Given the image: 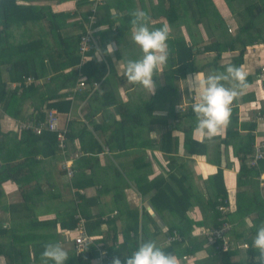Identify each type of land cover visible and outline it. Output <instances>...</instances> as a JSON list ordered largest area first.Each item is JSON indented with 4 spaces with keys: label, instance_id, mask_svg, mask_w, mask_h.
Instances as JSON below:
<instances>
[{
    "label": "crops",
    "instance_id": "0c3cea01",
    "mask_svg": "<svg viewBox=\"0 0 264 264\" xmlns=\"http://www.w3.org/2000/svg\"><path fill=\"white\" fill-rule=\"evenodd\" d=\"M16 4L35 11L23 13L25 23L12 15L4 30L0 26V50L7 53L0 56L4 61L0 73L8 92L15 90L17 82L11 81L7 63L20 57L31 63L32 56L42 55V50L36 54V50L22 52L23 48H19L43 41L44 60L48 57L49 61L50 55L51 59L33 84L41 86L48 77L57 75L53 66L60 70L73 59L64 47L68 45L77 53L80 22L89 11V0H16ZM99 7L103 22L94 31V53L96 57L97 52L101 53L97 59L105 63L106 74L94 81L98 86L93 88L87 83L85 88L77 89V82L72 88L60 90L62 79L58 76L49 89L46 86L45 98L64 96L71 101L69 112L47 109L53 101L44 102L36 93L27 92L13 103V116L3 114L0 119V133L5 134L0 161L14 165L13 176L24 179L23 185H2L4 208L0 207V223L18 226L15 236L26 239L21 249L28 254L24 258L29 264H41L45 245L56 242L68 253V262L75 255L73 238L80 231L107 252L105 264H113L114 258L126 264L125 256L148 241L162 250L172 247L170 254L177 257V264H222L213 262L216 252L203 229L229 223L227 241L235 250L230 264H255L254 257L259 253L255 250L258 254L250 255L242 245L246 243L253 249L257 228L264 223V163L258 177L242 176L240 185L238 175L242 168L258 167L248 165L247 160L257 142L264 139V0H104ZM137 10L147 15L151 29H169V58L154 74V95L140 85L130 84L124 75L127 61L143 55L132 39V13ZM48 12L61 14L59 19L53 18L54 25L60 28L59 36L52 33ZM109 38L114 45L112 55L100 48ZM180 42L194 52L193 65L180 73L183 75L177 71L180 64L176 45ZM229 65L245 67L249 87L234 101L222 135L211 141L194 136V101L186 89H180L181 80L197 71H223ZM70 70L69 67L58 74ZM30 85L17 91V97L21 98L23 89ZM37 109L45 114L54 111L59 125L70 123L74 127L66 147L68 155L78 154L71 178L63 169L65 157L60 150L44 157L48 148L39 135L17 130L16 124L34 118ZM218 173L226 194L225 204L217 205L225 211L216 208L217 213L212 204L220 190V183L215 182ZM183 188L191 194V207L186 213L190 223L185 221L184 234L180 224L177 230L182 210L177 204L171 207V200ZM36 189L40 190L38 194L33 193ZM165 191L172 192L169 202L155 198L158 194L164 196ZM26 193L31 199L24 202L22 196ZM17 206L21 211H16ZM76 217L80 225L73 230L63 228L60 221L56 225L40 223L36 228L33 223ZM17 247L11 248L12 257L5 256L9 248L1 254L0 264H16Z\"/></svg>",
    "mask_w": 264,
    "mask_h": 264
},
{
    "label": "trees",
    "instance_id": "16d2710c",
    "mask_svg": "<svg viewBox=\"0 0 264 264\" xmlns=\"http://www.w3.org/2000/svg\"><path fill=\"white\" fill-rule=\"evenodd\" d=\"M104 6V5H103ZM37 11H40V9L38 10V8H36ZM101 8L99 7L97 10V23L94 26V31L96 29H98L101 25H102V18L100 17V13L99 10ZM28 11H32L34 12L35 9L33 7H23V6H18L16 4V0H0V26L5 27V22L8 21L10 19V17L12 15H14L16 17L17 20H19L20 22L25 23V18H23V13L24 12H28ZM39 15V13H38ZM42 17L39 16L36 20H40V18ZM59 17H61L60 15H51L48 12V21L51 23H53L54 19H59ZM85 18V17H84ZM3 30H0V35L3 33ZM60 28L56 27L53 23V29H52V33H55V36H59L58 32H59ZM83 30V28H82ZM80 38V36H79ZM110 38L104 40L101 44H100V48L101 51L105 53V48L107 46V44L109 43ZM79 43V41H78ZM31 46H24V47H20L19 51L22 52H30L31 50H36V54H39V52L42 50V55L41 57L39 56H35L36 58H34L33 56L32 58V62L29 63L27 58H18V60L16 61H10L7 63V65L9 66V73H10V77H11V81L13 82H17V84L19 85H23L25 83V81H28V79L30 80V83L32 85H30L29 87L23 89V92L20 94V96H22L21 98H18V90L15 89L14 91H9L6 87V84L2 81L1 79V73H0V111H2V113H0V119L2 118L3 114H6L8 116H13V113L11 111L12 105L15 101H20V99H22L24 97V95L28 92H33L36 93L38 96L39 100H44V102L47 101H53V103L47 104V109L50 108H56L58 113H67L70 110L71 107V101L68 99H65L64 96L61 95H56L54 96H48V98H45V88L48 85V89L51 87L52 83L54 81H57V79H62V86L60 88V90H64V89H69L72 88L74 86H76V83L78 82V80L80 79V77H82V75H84L86 77V82L88 84H92L94 81H97L101 78H103L106 74V66L105 63L98 61L96 55H95V50L93 49L91 50L87 55L86 58L88 59L86 61V63L82 64V59L81 56L78 53V45H77V53L74 52V50L72 49V47H69L68 45L65 48V50H69V53H67L68 56H73V59L64 64L62 66V68H60V70L57 67H54L53 64V72L57 75L48 77V82L42 84L41 86H33L34 82H36L40 76L43 75V70L46 67V62L48 61V57L47 60L45 61V53L43 52L44 50V45H43V41H36V42H32L30 44ZM36 47V48H35ZM177 50H176V54H177V58L179 59L178 62L180 64L179 69L177 70L178 73H186L187 69H190V67L193 65V57H194V52L192 50L191 47L187 46L186 44H184V42H180L177 43L176 45ZM219 51V50H218ZM66 53V52H65ZM6 52L4 50H0V56L1 57H5L6 56ZM48 56V53H47ZM51 56V55H50ZM50 56H49V61H50ZM85 58V59H86ZM48 61V62H49ZM49 64V63H48ZM4 65V61L2 62L0 60V67ZM71 68V70L67 73V74H58L59 72H62L64 69L66 68ZM176 71V72H177ZM50 72V71H49ZM183 75V74H180ZM59 76V77H58ZM25 85H23L24 87ZM42 90V91H41ZM56 100V101H55ZM40 109V108H39ZM37 109L36 114L34 116V118H32L36 123H40L42 121H45L47 114L43 113L41 110ZM49 112V111H48ZM67 126V127H66ZM70 128V130H69ZM65 130L64 136H65V148L67 147V143H69V141L72 140V133L74 131V127L72 125H70V123L66 124V125H59V132H62ZM71 132V133H70ZM5 134H1L0 133V146L2 140H4ZM58 136L59 133L58 132H52V131H43L38 138L41 139V141L46 145V147L48 148V151L46 150L45 156L44 157H50V156H54L56 155L57 151L60 150L58 147ZM168 137H170L169 139H171V134L168 135ZM61 152V151H60ZM249 153V152H247ZM66 157L69 156L67 153V148H66ZM6 160H2L0 161V207H2V201H3V191H2V185L6 182H13L16 184H20L23 185V178H19V177H14L13 176V168L15 167L14 165H12L11 163H5ZM248 162V160H247ZM36 163H41V161H36ZM264 163L263 161H258V167L256 168H251V169H247L245 166V168H242V174L240 172V174L238 175V184L242 183L241 182V177H246L247 178H254V177H258L260 175V172L262 171V167L261 165ZM248 164V163H247ZM249 165V164H248ZM222 175L220 173H218V175L215 177V182H219L220 183V190L217 192L216 195V199L212 204V208L216 210L217 205H223L224 203V197L226 194V191L224 189L221 181H222ZM239 184V185H240ZM166 185V184H165ZM169 188V187H168ZM40 190L36 189L34 190L33 193H39ZM167 198L163 195H156L155 198H165L166 201H170L168 199V195L170 194L172 196V192L169 191H165ZM29 193V192H28ZM24 194L22 196V200L25 202L27 199L30 200L31 199V195L30 194ZM32 193V192H31ZM164 193V192H162ZM190 192L186 189L183 188L182 189V193L179 196H174V199L171 200V202L174 203V205L172 204V208L175 207V204H177V207L180 208L182 211L180 213V221L177 225V230H179V224L182 230V234H184V231L182 228H185L184 223H186L188 221L187 217H186V213L189 210V208L191 207V197H190ZM222 196V197H221ZM220 199V203L218 202V200ZM160 200V199H158ZM217 201V202H216ZM216 202V203H215ZM23 205V204H22ZM262 208V204L260 205ZM4 208V207H2ZM17 208V212L21 211L19 206L16 207ZM262 213L261 214V219L264 218V210L262 208ZM217 212V210H216ZM218 213V212H217ZM79 217V216H78ZM76 217V219L74 220H70V218H65V219H55L52 221H35L33 222L35 225V228L40 226V223L42 224H46V222H48V224L53 225L57 222L60 221V224L63 228H66L68 230L70 229H76L77 225H80V219ZM186 221V222H185ZM190 223V221H188ZM187 222V223H188ZM221 227L217 224V226L215 228H211V230L207 229L204 230L203 229V235L206 237V239H208V241H210L212 243V247L214 249V251L216 252L215 257H212L214 260L213 262H221L222 264H230V258L235 254V250L231 249V246L229 244V248L227 251H223L222 250V241L220 240H212L210 238V236L208 235V233H210L212 230L214 229H220ZM173 228H171L172 230ZM18 226L16 225H4L3 223H0V255H4V252H7V249L9 248V252L5 255L7 256H11L12 257V253H11V248L13 246H18L17 250H19L18 252H16V255L19 256V261L16 264H29L28 260H25V256L28 257V254H24L21 247L23 246L24 242L26 239L20 238L18 236H15L16 233L18 232ZM16 231V233H15ZM227 235L228 233H225V238L227 240ZM34 240H40L35 238ZM203 240V239H201ZM199 240L198 243H202V241ZM201 241V242H200ZM73 244H74V238H73ZM246 243H243V245ZM4 245V246H3ZM38 245V244H37ZM242 245L243 248H245ZM247 245L248 252L250 255H257L258 253L255 251V249H251V247ZM249 247V248H248ZM6 250H5V249ZM231 249V250H230ZM172 250V247L166 248L163 251L166 254H170ZM101 251H105L104 249H101L100 247L98 248V245L96 243L91 242L90 244H88L85 249L81 252H77L75 244H74V252L75 255H73V257L66 262V264H90L93 263L94 261H97V258L99 256V253ZM13 252V251H12ZM107 254V252H106ZM107 256H109L107 254ZM252 257V256H251ZM216 258H218V260H216ZM105 264V262H104Z\"/></svg>",
    "mask_w": 264,
    "mask_h": 264
},
{
    "label": "clouds",
    "instance_id": "9594fccd",
    "mask_svg": "<svg viewBox=\"0 0 264 264\" xmlns=\"http://www.w3.org/2000/svg\"><path fill=\"white\" fill-rule=\"evenodd\" d=\"M132 16V39L143 55L138 60L127 61L124 75L130 84L140 85L154 95V74L167 64L169 58V29L167 26L151 29L149 18L142 11L137 10ZM113 51L114 45L109 43L106 54L112 55ZM97 53V57L101 58V53ZM247 76L243 65H229L223 71L212 74L197 71L181 80L180 89H186L194 101L191 105L197 120L193 129L194 136L211 141L222 135L232 115L234 101L249 87ZM252 247L259 253L254 257L255 264H264V223L258 226ZM40 259L41 264H66L69 256L61 244L56 242L45 245ZM125 261L126 264H177V257L166 254L155 242L148 241L131 255H126ZM113 264H121V260L114 258Z\"/></svg>",
    "mask_w": 264,
    "mask_h": 264
},
{
    "label": "built area",
    "instance_id": "2783aa9c",
    "mask_svg": "<svg viewBox=\"0 0 264 264\" xmlns=\"http://www.w3.org/2000/svg\"><path fill=\"white\" fill-rule=\"evenodd\" d=\"M104 0H89V11L88 14L85 16L84 19H81V25H82V32L80 34L79 43H78V53L81 56L82 61L85 60L86 55L94 49V46H96V40L94 37V26L97 23V10L98 7L103 4ZM261 72L264 73V68L261 69ZM85 77H80L77 84V89H82L87 86ZM30 83V80L25 81L23 85H26ZM23 85L17 84L14 89H17L18 91H21L23 88ZM93 88H96L98 86L97 82H93L91 84ZM18 131H32L36 135H40L43 131H52V132H58V147L65 157L63 169L66 172L67 176L69 178L73 175V161L78 157V154H75L74 156H65L66 155V148H65V130L62 132H59V120L57 117V114L54 111H49L46 115L45 121H42L40 123H36L33 119L27 120L22 123L16 124ZM264 159V139L260 142H257V145L255 147V151L251 157L248 159V164L250 166L257 165L258 161ZM218 210L221 212L225 211L224 207H219ZM231 229V225L229 223L222 224V227L220 229H214L208 235L212 240H220L222 241V250L227 251L229 248V244L225 238V233H228ZM92 242V239L87 237L83 232H79V234L74 238V244L76 247L77 252H81L85 249V247ZM245 248H247V245H243ZM108 259V256L105 251H101L99 253V256L97 258V264H104L105 260Z\"/></svg>",
    "mask_w": 264,
    "mask_h": 264
}]
</instances>
